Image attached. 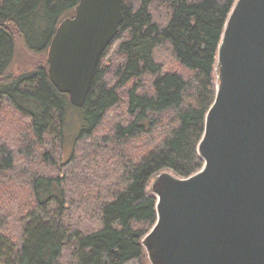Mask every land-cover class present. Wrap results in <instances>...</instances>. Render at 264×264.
<instances>
[{"label":"trees","instance_id":"16d2710c","mask_svg":"<svg viewBox=\"0 0 264 264\" xmlns=\"http://www.w3.org/2000/svg\"><path fill=\"white\" fill-rule=\"evenodd\" d=\"M78 1L0 0V111L9 107L25 123L15 154L0 144V178L14 170L15 155L55 167V156L37 149L61 150L71 111L79 123L74 155L62 165L68 172L24 169L31 205L13 228L0 216V264H148L141 241L156 222L150 180L162 172L185 179L202 167L197 145L215 96L217 46L235 0H121L122 23L101 57L118 42L117 62L100 60L82 108L47 74L50 41ZM160 49L176 68L158 61ZM18 59L32 61L14 72ZM120 105L123 119L114 120L102 141L91 140ZM148 137L157 138L152 146L126 148ZM76 152L85 159L78 163ZM99 153L108 166L97 162Z\"/></svg>","mask_w":264,"mask_h":264},{"label":"water","instance_id":"95a60500","mask_svg":"<svg viewBox=\"0 0 264 264\" xmlns=\"http://www.w3.org/2000/svg\"><path fill=\"white\" fill-rule=\"evenodd\" d=\"M121 0H79L47 51L52 85L82 108L122 23ZM215 96L197 154L201 169L153 178L149 264H264V0H235L214 65Z\"/></svg>","mask_w":264,"mask_h":264},{"label":"rangeland","instance_id":"374dc122","mask_svg":"<svg viewBox=\"0 0 264 264\" xmlns=\"http://www.w3.org/2000/svg\"><path fill=\"white\" fill-rule=\"evenodd\" d=\"M136 1V0H135ZM155 9H159L158 6L155 7ZM160 14L164 15L165 12L160 8L158 11ZM155 14V17L157 18V13ZM73 16V13L68 14L66 16L67 18H70ZM161 17L158 15V18ZM118 42H115L109 47V50L106 54V56L103 58L102 65H108L110 66L111 61L115 59L114 57V50L116 48ZM157 58L158 61L168 63L166 64L167 68L169 67H175L176 65L173 64V59L171 57V54L166 49H160L157 52ZM34 60V59H33ZM37 59L34 60V63H37ZM29 61V62H28ZM28 61L19 60L15 62L14 66L12 67V71L18 72L19 68H23L24 66L28 67V65L31 63V59ZM117 62V58L115 59L114 63ZM40 63V62H39ZM215 82V77H214ZM123 117L124 115V107L123 105L118 106L113 112H110L108 114V118L104 119L103 123L99 126L97 131L93 134L92 139L94 141H102L103 136L105 137L107 132L109 131L110 127L113 125V122L115 119H118V117ZM68 129L65 135V140L63 142V146L61 147V150H58V147L56 146L55 149H50V144H47V148L37 149L38 152L40 150H46V152H50L52 154L53 159H55V167L51 168L47 166L48 164L41 162L39 159L35 158L32 161H25L22 157L16 156L15 160V168L14 170L10 171L9 173L5 174V176L0 178V216L5 217V220H7L10 227L13 228L14 225H16V220L19 215H21L24 210H27L29 206L31 205V200L29 197L27 185L25 183V180L27 179V174L24 175V172L27 169L29 170H36V173H44V174H53L56 175L57 173H66L68 170L65 168H62V165L65 164L69 160V158L74 155V145L73 142L77 137V132L79 129V123H78V113L75 111H71L69 117H68ZM120 120V118H119ZM122 121V120H121ZM23 119H20L11 112V109L9 107H5L0 111V144L6 143L10 145L13 148H10V150L13 151V153H16V149L14 150V147L17 148L19 146V138L24 135L25 132V125H24ZM157 138L155 137H148L145 141L142 140L141 145H137L135 142L130 143L126 146L128 149H138V147L144 145L148 148L149 146H152L154 142H156ZM92 143V142H90ZM93 144V143H92ZM24 146H20L22 148ZM83 146H79V150L84 151ZM78 150V151H79ZM101 150V149H99ZM148 150V149H147ZM146 150V151H147ZM102 152V151H101ZM77 156H75L76 160L81 162L85 158L82 154L79 152H76ZM90 154H93L92 152L87 153V156ZM93 160V159H92ZM103 162L104 167L108 166L107 162V155L105 153H99V156L97 157V162ZM96 165V163H95ZM28 167V168H27ZM88 169L92 170L91 166L88 167ZM67 170V171H66ZM77 171H81L83 169L75 168ZM70 176H72L70 174ZM153 181V178L150 180L148 184V191L150 189V185ZM146 255V254H145ZM146 261L149 264L147 257Z\"/></svg>","mask_w":264,"mask_h":264}]
</instances>
